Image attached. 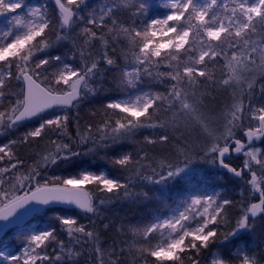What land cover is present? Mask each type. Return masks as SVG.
<instances>
[{"label": "snow or ice", "instance_id": "1", "mask_svg": "<svg viewBox=\"0 0 264 264\" xmlns=\"http://www.w3.org/2000/svg\"><path fill=\"white\" fill-rule=\"evenodd\" d=\"M53 3L56 27L46 0L35 5L0 0V16L5 17L0 27V135L38 121L19 138L0 144V162L5 163L0 167V221L5 222L0 232L41 211L37 205H73L90 219L81 223L54 214L45 227L22 233L18 254L0 248V264H80L86 248L95 264H185L186 259L201 264L202 252L254 232L257 218L264 217V104L253 103L257 86L264 99V0H161L166 11L156 16L150 15V0H103L86 15L87 0ZM127 9L137 18L131 23L118 16ZM60 46L68 51L52 55ZM110 71L115 98L107 96ZM12 79L21 84L18 92L8 89ZM158 85L164 91L156 90ZM218 89L230 91L231 103L214 113L205 101L214 99ZM100 93L106 101L92 114L101 120L81 129L71 110ZM49 112L54 114L45 118ZM73 120L75 138L67 131ZM145 131L150 134L137 139ZM193 133L202 138L199 147L190 140ZM49 134L58 139H49L33 165L18 171L24 161L17 146ZM172 141L170 153L152 154L153 146ZM125 144L132 150L110 159L125 176L85 168L40 180L42 166L107 154ZM234 153L244 157L240 168L227 162ZM194 161L219 165L241 180L247 174L242 199L193 185L169 206L173 185H192ZM245 189L251 202H245ZM114 200H157L166 213L147 222L121 223L116 235L128 239L105 248L96 224ZM234 204L240 214L233 223L229 209ZM109 227L111 222L103 224V230ZM232 254L238 264H261L259 254L243 245ZM211 255L209 264H236L219 251Z\"/></svg>", "mask_w": 264, "mask_h": 264}, {"label": "trees", "instance_id": "2", "mask_svg": "<svg viewBox=\"0 0 264 264\" xmlns=\"http://www.w3.org/2000/svg\"><path fill=\"white\" fill-rule=\"evenodd\" d=\"M46 2L49 4V11L53 14V25L54 27H56L57 22L55 19L54 3L51 0H46ZM102 2L103 0H87V6L84 10V14L86 15L87 11L91 10L93 7L98 8L100 3ZM150 3L152 5L150 9L151 16L162 15L166 11L163 7L160 6L161 0H150ZM132 11H133L132 9L121 10V12L118 13V16L121 20L131 23L133 19H137L131 15ZM66 51H68L67 47L60 46L58 47L57 50H53L51 54L63 55ZM101 67L103 68L104 65L101 64ZM15 71L16 70L13 68V72ZM112 75L113 73L110 71L108 73V76L105 77V85L109 90L107 96L111 98H115L117 93L114 91V84L110 80ZM217 75H219V65L217 66ZM20 87H21L20 82L16 81L15 79H12L10 82H8V89L11 91L18 92ZM156 90L164 91V87L158 85L156 87ZM212 96L215 98L214 99L210 98L206 100L205 103L208 104L209 109H211L214 113H218L222 109V106L224 104L231 103V94L230 91L227 89H218L215 92H212ZM257 96H258V86H257V94L253 98L254 104L256 102L255 99L257 98ZM105 101H106V94L100 93L96 97L91 98L88 101L82 103L78 109H72L70 112V117L79 119L81 129H83V127L86 126V124L88 123L95 124L101 120V117L99 114L94 116L92 113L97 109H99L100 106ZM245 103H247V97H245ZM5 106H7V98L5 100ZM53 114H54L53 112H50L45 116V118ZM246 123L247 121L245 122V126H247ZM37 124L38 121L34 119L32 121L23 123L21 126H18L15 129L8 130L3 135H0V144L7 143L11 139L19 138L25 131L34 128L35 126H37ZM67 131L71 134L73 138L76 137V126L74 120L69 123V127ZM149 134L150 131H145L141 135L137 136V139L142 140L144 135H149ZM49 139H58V137L49 134V135H45V137L42 140L37 139L36 141H33L28 145L17 146L16 148L17 155L21 160L24 161L23 168L18 169V171L25 172L27 171L29 166L33 165V163L38 159L37 153L42 152L48 146ZM190 140L194 147H199L202 143V138L198 137L196 133L192 134ZM174 143L175 141H172L166 146H161V145L153 146L152 154L160 156L163 154L170 153L173 149ZM258 145L262 147L260 143H258ZM132 148L133 145L125 144L122 149L114 148L108 150L107 154L104 151H100L95 155L77 157L71 162H58L54 165H49L47 167L42 166L40 169L41 171L40 180L43 177H47L49 179L56 176L66 177L71 174H75L76 172L85 168L97 172L104 170L113 176H125L127 175V173H123L117 167L113 166L110 163V159L120 151H129L132 150ZM227 162H229V160ZM230 164L233 167H237V168H240L241 166V163H236V164L230 163ZM4 166L5 163L0 162V167H4ZM191 166L195 167L197 170L203 171V176H201L197 181L198 187L204 185L209 189L210 188L219 189L224 198H229L232 199L233 201H240L242 199L240 192H241V188L244 186V180L249 178L247 174H245L244 180H241L240 178L232 176V174L228 173L226 170L219 169L218 168L219 165H211L202 161H194ZM140 187L141 186L137 184L136 190L139 191ZM185 187L191 188L190 186L184 185L181 182H177L175 185H173L170 190L168 200L177 201L178 199L182 198V193ZM155 190L156 189H153V191ZM247 194H248L247 189H245L244 199L246 203L251 202L247 200ZM44 209L46 211V214L48 215L51 214L54 215L56 213L61 215H69V216L77 217L81 223H88L90 219V217L84 216L79 210L72 208H67L62 206H50ZM161 209H162V205L157 200H150L147 202H140L137 204H133L127 201L114 200L110 206H108L105 209H102L105 219L101 221H97L96 224V227L100 229V235L103 240V246L107 248L110 244L113 243L114 240L119 241L120 239H128V237H118L116 235L115 229L121 223L128 225V224L147 222L148 220H150L151 216H153L156 212L161 211ZM229 211L232 213V218L234 223L235 218L240 214L239 210L234 204L233 207L229 209ZM36 219L40 220L38 214H35L32 218V220H36ZM109 222H111V227H109L107 230H103V224ZM252 234L257 239V249L261 251L262 250L261 247H263L264 245V217L257 218L256 228L255 231L252 232ZM249 235L250 234L245 235L243 239L240 241L233 240L232 243L225 244L222 247L214 245L209 250L202 252L199 257L201 264H209L212 258L211 253L217 251H219V253L224 258L232 259L236 261V264H238V261L236 260L235 256L232 254L233 250L238 244L247 247L248 241L252 239V237ZM61 238L64 239L65 242L67 243V237L65 235L61 234ZM2 244H5L6 246L13 249H18L23 244L22 234L10 230L6 232L4 236L0 239V245ZM89 251L90 249L87 248L85 249L86 254L81 258L80 264H95L94 261L88 260L87 253ZM123 259H126V261L130 262V257H127V254H125V258ZM185 264H191V261L186 259Z\"/></svg>", "mask_w": 264, "mask_h": 264}, {"label": "rangeland", "instance_id": "3", "mask_svg": "<svg viewBox=\"0 0 264 264\" xmlns=\"http://www.w3.org/2000/svg\"><path fill=\"white\" fill-rule=\"evenodd\" d=\"M39 2H41V0H26V4H32V5H35V4H37V3H39ZM101 4V3H100ZM100 6V5H99ZM18 12L20 11V10H17ZM4 20H5V17H3V16H0V27H3V22H4ZM255 104L256 105H260V104H264V99H261L260 98V96H259V94H258V96H257V98L255 99ZM50 116H48L47 118H49ZM247 124V123H246ZM8 131V130H7ZM6 131V132H7ZM241 138H242V133H240V134H238ZM258 143L259 142H257V144H256V146L257 147H260L259 145H258ZM234 156L232 155L231 156V158H233ZM239 160H240V163L241 164H243V160H244V157L242 156V155H240L239 156ZM229 160V159H228ZM195 171H194V174H193V179H192V185H188V186H190V187H192L193 185H195V186H197V188H199L200 190H207L208 192H212V191H220L219 189H212V188H207L206 186H204V185H201V186H199L198 187V183H197V181H198V179L201 177V176H203V171L202 170H197L195 167H193V166H191ZM219 169H221V170H224V169H222V168H220V167H218ZM104 171V170H103ZM45 178H47V177H43V178H41V182H43V180L45 179ZM47 179H49V178H47ZM181 199V198H180ZM179 200V199H178ZM177 200V201H178ZM174 202L175 201H171V200H168L167 199V203H168V205L169 206H174ZM160 212H165L166 213V209H164L163 207H162V209H161V211H159V212H156L155 214H158V213H160ZM37 214H38V216L40 217V220H32V222H30V223H28V224H26L25 226H23V227H21V228H14V229H12L14 232H18V233H24L25 232V230L26 229H28V228H30V227H33V226H39V227H45L46 225H47V222H48V220L53 216L52 214L51 215H48V214H46V211H45V209L43 208V209H41V211H38L37 212ZM56 214H58V213H56ZM154 214V215H155ZM61 215V214H60ZM65 216H69V215H65ZM152 217V216H151ZM151 219V218H150ZM250 235L249 236H251L252 237V239L250 240V241H248V244H247V250H248V252L249 253H253V252H255V253H258L259 254V256H258V259H260V261H261V264H264V245H263V247H261V251H259L258 249H257V239L254 237V235L252 234V233H249ZM23 246H24V242H23V244L21 245V247L20 248H18V249H13V248H10V247H8V246H6L5 244H2V245H0V248H4L5 250H7V251H9V252H11V253H13V254H18L19 253V251L23 248ZM244 246V245H243ZM250 248V249H249ZM215 253V252H214ZM212 259V258H211Z\"/></svg>", "mask_w": 264, "mask_h": 264}, {"label": "water", "instance_id": "4", "mask_svg": "<svg viewBox=\"0 0 264 264\" xmlns=\"http://www.w3.org/2000/svg\"><path fill=\"white\" fill-rule=\"evenodd\" d=\"M53 2V0H52ZM55 6V5H54ZM28 122V121H26ZM25 123V122H24ZM50 206H62V207H68V208H73V209H76L73 205H68V204H63V203H53V204H49V205H37L38 208L42 209V208H45V207H50ZM78 210V209H76ZM37 212H32L26 216H24L22 219H19L17 221V224H14V225H11L9 226L7 229H5L4 231L0 232V239L2 238V236L10 229L12 228H15V227H23L25 226L30 220L31 218L36 214ZM5 222L3 221H0V224H3Z\"/></svg>", "mask_w": 264, "mask_h": 264}, {"label": "flooded vegetation", "instance_id": "5", "mask_svg": "<svg viewBox=\"0 0 264 264\" xmlns=\"http://www.w3.org/2000/svg\"><path fill=\"white\" fill-rule=\"evenodd\" d=\"M233 156H234L233 158H231V157L228 158V159H229V162H230V163H234V164H236V163H240V160H239V159H240V158H239L240 155L234 153ZM240 167H241V166H240Z\"/></svg>", "mask_w": 264, "mask_h": 264}]
</instances>
